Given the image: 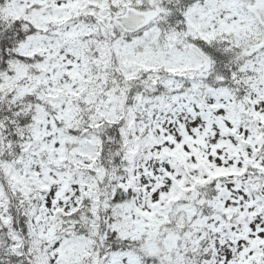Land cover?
Returning <instances> with one entry per match:
<instances>
[{
	"label": "snow or ice",
	"instance_id": "obj_1",
	"mask_svg": "<svg viewBox=\"0 0 264 264\" xmlns=\"http://www.w3.org/2000/svg\"><path fill=\"white\" fill-rule=\"evenodd\" d=\"M0 264H264V0H0Z\"/></svg>",
	"mask_w": 264,
	"mask_h": 264
}]
</instances>
